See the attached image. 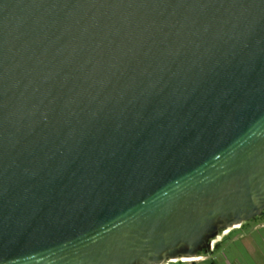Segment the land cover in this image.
<instances>
[{"label":"water","instance_id":"1","mask_svg":"<svg viewBox=\"0 0 264 264\" xmlns=\"http://www.w3.org/2000/svg\"><path fill=\"white\" fill-rule=\"evenodd\" d=\"M264 219V0H0V264H169Z\"/></svg>","mask_w":264,"mask_h":264},{"label":"rangeland","instance_id":"2","mask_svg":"<svg viewBox=\"0 0 264 264\" xmlns=\"http://www.w3.org/2000/svg\"><path fill=\"white\" fill-rule=\"evenodd\" d=\"M221 236V235H220ZM215 240H219L221 237ZM264 264V219L245 222L219 241V247L199 259L180 264ZM174 264V263H169Z\"/></svg>","mask_w":264,"mask_h":264},{"label":"bare ground","instance_id":"3","mask_svg":"<svg viewBox=\"0 0 264 264\" xmlns=\"http://www.w3.org/2000/svg\"><path fill=\"white\" fill-rule=\"evenodd\" d=\"M227 231H225L224 233H226ZM222 236V235H221ZM220 236V237H221ZM200 257H198V258H194V259H199ZM194 259H191V258H184V259H182L183 261H186V260H194Z\"/></svg>","mask_w":264,"mask_h":264},{"label":"flooded vegetation","instance_id":"4","mask_svg":"<svg viewBox=\"0 0 264 264\" xmlns=\"http://www.w3.org/2000/svg\"><path fill=\"white\" fill-rule=\"evenodd\" d=\"M241 227H242V226H241ZM229 234H230V232H228V233H223V234H222V237H221L220 239H222L224 236L229 235ZM220 239L217 240V241H220Z\"/></svg>","mask_w":264,"mask_h":264},{"label":"trees","instance_id":"5","mask_svg":"<svg viewBox=\"0 0 264 264\" xmlns=\"http://www.w3.org/2000/svg\"><path fill=\"white\" fill-rule=\"evenodd\" d=\"M181 262H175L174 264H180ZM212 264H214V263H212Z\"/></svg>","mask_w":264,"mask_h":264}]
</instances>
